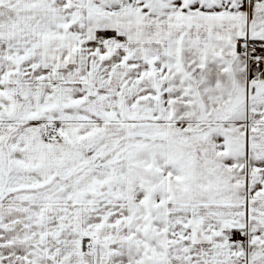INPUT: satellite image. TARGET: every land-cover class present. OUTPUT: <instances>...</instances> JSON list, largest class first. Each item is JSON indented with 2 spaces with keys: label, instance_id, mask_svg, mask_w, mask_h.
I'll return each instance as SVG.
<instances>
[{
  "label": "snow or ice",
  "instance_id": "6c2138e0",
  "mask_svg": "<svg viewBox=\"0 0 264 264\" xmlns=\"http://www.w3.org/2000/svg\"><path fill=\"white\" fill-rule=\"evenodd\" d=\"M0 264H264V0H0Z\"/></svg>",
  "mask_w": 264,
  "mask_h": 264
}]
</instances>
